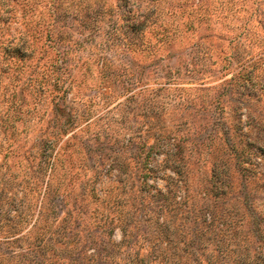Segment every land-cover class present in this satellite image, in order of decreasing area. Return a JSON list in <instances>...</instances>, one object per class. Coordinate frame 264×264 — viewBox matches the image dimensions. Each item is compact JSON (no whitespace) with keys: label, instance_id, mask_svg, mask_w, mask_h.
<instances>
[{"label":"rangeland","instance_id":"374dc122","mask_svg":"<svg viewBox=\"0 0 264 264\" xmlns=\"http://www.w3.org/2000/svg\"><path fill=\"white\" fill-rule=\"evenodd\" d=\"M30 259L264 264V0H0V264Z\"/></svg>","mask_w":264,"mask_h":264},{"label":"trees","instance_id":"16d2710c","mask_svg":"<svg viewBox=\"0 0 264 264\" xmlns=\"http://www.w3.org/2000/svg\"><path fill=\"white\" fill-rule=\"evenodd\" d=\"M256 233H257V232H256ZM30 261H31L33 264H34V262H35V261H32L31 259H30ZM30 261H29V262H30ZM32 263H29V264H32Z\"/></svg>","mask_w":264,"mask_h":264}]
</instances>
